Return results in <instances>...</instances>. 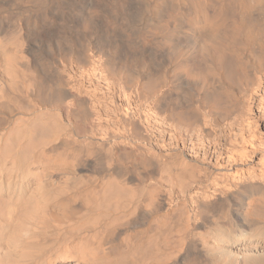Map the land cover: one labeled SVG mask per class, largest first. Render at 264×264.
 Segmentation results:
<instances>
[{"label": "bare ground", "instance_id": "1", "mask_svg": "<svg viewBox=\"0 0 264 264\" xmlns=\"http://www.w3.org/2000/svg\"><path fill=\"white\" fill-rule=\"evenodd\" d=\"M32 1L39 15L26 10L21 22L47 54L43 60L25 27L0 21V264H264V185L208 193L204 127L186 129L190 155L181 148L174 158L157 154L165 131L159 117L187 121L203 111L219 119L264 76V0H140L133 41L127 0H105L102 24L131 40L127 51L144 49L158 34L170 44L168 59L156 66L143 52L120 57L117 41L90 54V35L77 41L51 34L50 25L78 13L90 28L103 0ZM6 3L0 0V11ZM95 54L106 58L91 72L109 68L121 81L108 83L107 94L136 103L119 118L122 127L101 122L99 107L88 122L87 100L62 88L76 81L66 82L53 65L74 58L82 68Z\"/></svg>", "mask_w": 264, "mask_h": 264}, {"label": "rangeland", "instance_id": "2", "mask_svg": "<svg viewBox=\"0 0 264 264\" xmlns=\"http://www.w3.org/2000/svg\"><path fill=\"white\" fill-rule=\"evenodd\" d=\"M6 1H7V3L5 5H1V6H3V8L0 11V16H1L0 21L4 20L3 23H6V22L9 23V21L12 20L10 22L15 23V24H12V26L16 25V27H19V26H21L23 28L25 27L26 31L30 32V33H28L29 42H30V45L32 44L31 46H32L33 51H34L35 58L36 59L46 58L45 56H47V54L44 53L43 51H40L39 47L37 46L38 39L36 38V36H34L32 34L31 27L29 25H28L29 27L27 25L25 26L24 23H22V22H25V19L27 18V16L29 17L31 14V13L30 14L27 13L26 10L32 12L31 15H33V16L39 15L40 10L38 9V6L32 0H30L31 1L30 3L32 4V2H33L34 6H33V4L31 5L29 3V0H26V1L25 0H20V1L6 0ZM15 1L17 2V4ZM78 1L80 2V4L83 3L82 6H84V4L85 5H87V4L91 5L93 3L92 0H78ZM94 1H99V0H94ZM100 1H102V0H100ZM139 1L140 0H127V2L129 3L130 15L131 16L136 15L134 17L132 16L133 19L132 18L131 19L133 21L131 19H129V21H131V23L133 25V29H131V32H132L131 37L132 36L136 37L135 36L137 34L136 32H138V30L140 29V28L139 29L137 28L138 24H136L134 21V20H137L136 19V17L138 16L137 13L139 12V10H138L139 6L137 7V4L139 3ZM20 2L24 3V5L22 3L19 4ZM102 3H104L105 5ZM108 4H109L108 1L105 2V0H103L102 2H100V5H99L101 8L96 6L97 11L99 10V8H100V10L96 15H93V17H92L94 19L93 24H92L93 26L91 25L90 28H88V29L87 28L85 29L81 26V23H80L81 22V20H80L81 16L78 13L77 14L78 18L76 17V14H72L70 17L65 16V18L69 20L68 22L66 21L64 23H60L61 21H56V23L49 26V30L51 29L50 30V32L52 31L51 34H53V32H55V31H58V32H60L61 35L72 36L77 41H80V37L84 34L90 35V39H89L90 42H89V40H87L88 45H89V50H92L91 53L89 51L90 54H94V51H95L94 49L96 46H98V44H108V43L111 44V43L117 41V43H115V44L118 46V48L120 47V49H122V52L119 49V51L122 53V55H121V53L119 52L120 57H122L124 55H125V57H129L128 55L130 54V56H131L133 53L135 54V56H137L138 53L140 54L143 52L144 55H147V57L153 61L155 66L159 65V63H163L166 60V58L168 59V56L166 53L169 52L170 49H169V47H165V46H168V45L170 46V44L161 40L160 34L156 35L155 38H157V40L154 38L155 35L153 36L154 40H152L150 37V39L148 40V43L146 44L147 46H144V49H141V48L138 49L135 47V48H132L131 50L127 51L128 48L125 47L126 44L128 45L127 41H131L132 39L134 40V38L132 37L131 40L125 39L126 37L124 36L125 38H123L122 37L123 33H120V32H114L113 34L112 33L110 34L106 30V28L104 27V24H102L103 23L102 22L103 21V19H102L103 15H101V13L104 14L105 11L107 12L106 9H108ZM138 5H140V4H138ZM18 8H19V10L16 12V10ZM22 8H24V10ZM12 9H13V13L11 15ZM130 9H131V12H130ZM2 11L3 12L6 11V12L3 13ZM14 12H16L15 13L16 16H14L15 15ZM24 13L26 16L24 15ZM22 16H23V18H22ZM94 16L96 17V19ZM131 16H129V17H131ZM19 19H20V21H19ZM66 19H64V21ZM94 21H98V22H94ZM76 22H78V23H76ZM21 24L24 26H22ZM65 24H66V26H65ZM77 24L79 26H77ZM94 25H96V26H94ZM101 25H103V26H101ZM70 26H71V28H70ZM74 27H75V29H74ZM98 28H101V29H98ZM94 31H95V33H94ZM159 37H160V40H158ZM36 39H37V41H36ZM124 40L126 43H124ZM150 40H152V42L153 41L154 42L152 43ZM156 41L157 42L160 41V42L157 43ZM149 42H151V43H149ZM161 44L162 45L164 44V45L162 46ZM173 44L174 43H172L171 45H173ZM120 45H122V46H120ZM138 50H142V51H138ZM154 50H156V51H154ZM124 53H126L127 55ZM150 54H152L153 57ZM95 55L98 58L94 57L93 59L90 60L91 62L89 61L86 64L87 67L82 65L83 67L82 68L80 67L81 69L79 67H77L78 65L76 64V61L74 60V58H72L73 60L71 58L68 59L69 60L68 64H66L67 66L59 58H57L58 60L57 59L55 61L53 60L55 62V63L53 62L54 63L53 65H54V67L57 68L59 74L62 75L63 79L66 82H68V81L70 82V80H72V79H74L76 81L75 86L66 83V85L63 86L62 88L69 90L68 92H73V94L76 93L75 96H78L79 98H82V97L85 98V101L87 100L86 104H89V105L92 104L94 106V107L92 105H90V107H89V105L87 106L88 110L93 109L92 110L93 111V115H92L93 119L90 117L89 118L90 121H88V122H91V121L93 122L95 120L94 117H96V116H94L95 115L94 113L97 112L96 111L97 107H99L101 120H103L101 122H103L106 125H109L110 127H118V128H119V126L122 127L120 122H119V118L124 116V112L127 108L130 110L136 109L137 108L135 106L136 103L132 99H129V100L124 99V98H126L125 96L122 97V96H119L118 94H116V95L111 97V94H107L108 92L110 93V91H108V89H107L108 83H110L112 81H113L112 83H115V81L117 80L118 82H116V84H118V83H121V81H119L117 78L111 76L113 74H111V75L107 74L106 70H109V68H106V70L101 68V69H99V70H101L100 72H91V69L94 67V65L97 66V64L101 58H102V60H105V58H106V57H101V55H98V54H95ZM133 55L129 58H133ZM154 55H155V57H154ZM157 55H158V57H156ZM94 59H96V60H94ZM96 62H97V64H96ZM89 63H91V64H89ZM55 64H57V65H55ZM84 67H86V68H84ZM109 71H108V73L111 72V71L110 72ZM89 72H90V74H89ZM89 75H91V76H89ZM92 75L93 76L98 75L97 76L98 78L99 77L101 78V75H103V77H104V75L108 76L109 82L108 81H106V82L102 81L100 78L98 79L97 77H92ZM89 77H90V79H89ZM80 80L83 82V87L82 86L78 87ZM137 87H138L137 85H135L134 87L132 86L131 91L133 89L136 90ZM168 87H169V85H168ZM160 89L158 90L160 92L154 93V95H152V97L160 95L161 92L164 89H166V87L165 88L162 87V91ZM106 94L110 95V96H107ZM144 96L146 98H148V96H151V95L144 92ZM110 97H111V99H113V102H111L109 100ZM238 98H239V101L235 105V107H233L232 109L229 108L230 110L228 109L227 113L219 119L207 116L205 114V112H203V111L199 112L198 114L193 116L194 118H190L187 121H183L185 119L181 120L182 117L180 119L178 118L179 119L178 120L176 118L177 116L172 117V119H170V120L163 119V117H162L163 120L160 119V117L158 119V120H160L159 123L161 122L165 125V127H164L165 131L161 132L162 135L159 138V139H161L160 148L158 146H157L158 148L156 147L157 149H159L158 151L156 150L158 152L157 154L158 155L162 154L164 156L169 155L170 157H173V158L180 155L181 153L185 154V155H190L189 154L190 152L188 150L189 146H190L189 145V137H188L189 134L186 132V129L188 128L189 124H192V128H194L196 131H198L197 127H202V128L204 127L201 138H202V140L205 141L206 145L211 146V152L207 153L208 160H207L206 165L204 167V173L205 174H203L204 179L206 180L207 189L209 191L208 193L215 192V190H218V189H219V192H226V191L232 192L235 189V187L239 184L261 183L264 185V76L261 75L259 77L256 76L255 78H253V80L251 82H249L248 86L246 88H244V90H242L239 93ZM149 101H151V99ZM64 103H63V105H64ZM144 112H146V111L144 110ZM175 119L178 121H176ZM142 120H143V118H142ZM142 120L140 119L138 121V125L139 124L144 125V121L142 122ZM155 120L156 119L149 117V121H150L149 123H151V124L152 123H158V120H156L157 122ZM138 133H139V129L137 126L134 130L129 129V131L127 132V135L128 134L137 135ZM66 137L69 138V135L68 136L66 135ZM192 139L194 141H197L196 135ZM178 140L187 141L188 142V144H187L188 148L183 147L184 148L183 149L181 147V144L177 143ZM178 144L180 145L179 147H178ZM162 145H164V146L169 145V146L168 147H161ZM215 145H216V148H215L216 150L214 152L213 146H215ZM180 148H181V151H183V152L180 151ZM133 153L135 154V152H133ZM172 154L175 156H173ZM126 162L129 164V161H126ZM127 163H124L126 167H128ZM129 166H130V164H129ZM166 190H167V188H166Z\"/></svg>", "mask_w": 264, "mask_h": 264}]
</instances>
